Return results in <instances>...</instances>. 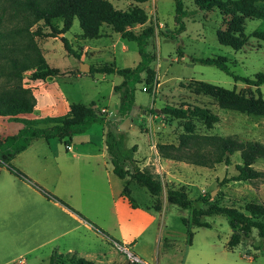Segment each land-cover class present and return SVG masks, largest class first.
I'll use <instances>...</instances> for the list:
<instances>
[{"label": "rangeland", "instance_id": "rangeland-1", "mask_svg": "<svg viewBox=\"0 0 264 264\" xmlns=\"http://www.w3.org/2000/svg\"><path fill=\"white\" fill-rule=\"evenodd\" d=\"M110 1L121 10H130L136 6L145 9L148 20L144 24H134L131 29L135 32L139 33L149 25L155 28V33L147 45L148 51L154 55L151 66L156 71L155 79L146 83V74H143V82L137 85L135 91L133 109L128 114L120 112V94L113 90L112 80L116 83L122 82L121 75L107 74L104 79L103 74H84L81 71L82 64L115 63L118 67H133L140 61L138 44L124 39L107 24L102 25L99 37L88 40L82 35L79 19L74 20L65 35L80 53V58L69 54L65 49L60 38L63 34L49 36L52 30L49 26L43 21L35 24L31 30L38 29L42 33L35 39L44 57L50 66L61 70L60 75L44 81H59L61 89L54 93V97L57 94H66L76 102L87 105L95 102L98 113L106 120L93 122L85 133L75 134L73 138L77 143L83 137L91 135L97 143L77 147H98L106 139L109 129H113L118 135L122 133L126 148L137 147L134 158L141 169L153 173L162 181L164 190L159 199L163 207L160 210L155 208L153 196L137 182L130 185L139 204L137 208L132 207L127 199H119L117 194L122 180L112 171L114 188L111 190L102 165L97 164L96 169L92 170L86 165L85 159L79 161L78 180L75 181L77 184L71 186L70 176L60 179L55 171L56 162L63 166L68 164L66 160L69 156L65 154L64 143L58 138H53L50 143L39 139L28 150L27 156H19L18 162L29 160L28 155L41 154L46 157L48 167L37 174L40 178L38 182L49 192V196L32 185L38 194L27 188L29 196L23 205L13 203L10 186L16 174L7 165L0 163V224L5 223L3 221L10 223V215L13 218L22 217L25 221L40 220L42 223H52L53 218L58 220L60 217V210L54 204V197H57L69 205L70 209L75 208L76 212L88 217L92 223L108 232L104 264H131L128 253L123 250L124 246L140 259L139 264H264V239L258 235L257 230L253 231L249 239L230 248L228 241L234 229L224 216L205 218L212 222L211 229L190 225L187 227L182 218L187 217L191 221L192 208L182 209L166 200L168 187L183 185L194 200L203 194L211 193L208 201H194L193 207L206 208L216 204L244 210L250 201L264 202V179L222 182L225 177L237 174L236 165L243 164L241 151L237 150L231 155L230 165L222 162L209 166L162 158L157 148L158 143L179 145L183 142L182 150L187 151L195 146L193 136L199 134L230 137L243 144L256 142L264 149V117L221 108L209 93L207 84L235 88L246 94L251 91L255 93V87L249 91L245 83L235 81L232 76L216 66L194 60L223 55L227 57L230 69L236 74L254 78L257 73H264V40L253 36L256 30L264 31V19L246 20L244 32L247 41L235 49L220 44L217 39V30L225 26L224 16L219 9L200 10L194 0H183L187 10V15L183 18L186 30L176 33L179 25L175 18V0H148L144 3L134 0ZM4 3L7 5L6 31H11L21 23L17 19H8V14L12 16L14 12L10 8V0H0V13ZM257 5L264 10V1L257 2ZM54 24L58 27L63 25L59 18L54 20ZM88 43L96 45L100 51L94 52L93 48H90L85 52ZM79 72L82 75L77 76ZM32 73L33 69L24 72L22 84L31 87L37 100L36 94L42 79H32ZM261 90L264 96V84L261 85ZM184 104L206 106L218 113L221 119L218 123L208 126L196 118H175L163 111L165 107ZM52 105V114H63L62 100ZM103 107L108 111H102ZM152 109H155L154 113L151 112ZM126 119H131L130 125L122 130L120 127ZM6 133L12 134L10 130ZM109 162L112 167L110 160ZM12 165L19 169L16 163L12 162ZM253 166L264 172V155L257 156ZM212 191H215V194L212 195ZM68 193L70 195H67ZM22 211L23 214H19ZM188 230L193 231L191 243L188 242ZM41 235L42 239L41 236H32L30 246H36L42 240L46 241V244L26 255V264H49L50 253L57 244V241L53 240L55 233L53 234V228L47 226ZM61 239L63 241L65 237ZM79 248H83L81 243ZM17 252L19 251L16 250L15 243L10 242V235L0 237V260L4 255L14 257ZM16 260L19 262L21 259Z\"/></svg>", "mask_w": 264, "mask_h": 264}, {"label": "trees", "instance_id": "trees-1", "mask_svg": "<svg viewBox=\"0 0 264 264\" xmlns=\"http://www.w3.org/2000/svg\"><path fill=\"white\" fill-rule=\"evenodd\" d=\"M144 3L148 0H134ZM200 10L211 11L219 9L224 16V28L217 30V39L220 44L235 49L243 46L247 37L245 35L246 20L250 18L264 19V10L257 2L264 0H194ZM176 33L186 30L183 18L187 15L183 0H175ZM10 8L13 15L8 14V19H17L21 24L15 29L6 31L7 5L4 3L0 13V116L20 121L23 127L16 133L0 139V163L20 177H28L22 171L12 165L14 157L26 150L33 140L44 138L47 141L58 138L68 148L75 134L85 133L93 122L105 121L106 118L98 113L95 102L84 104L72 102L66 114L52 116L47 115L38 118L20 117V115L32 113L35 110L37 100L31 87L22 84L25 71L33 69L32 79L49 80L61 74V70L48 64L35 37L41 35L38 29L31 28L43 21L52 30L49 36H61L65 49L69 54L80 58V53L72 46L66 37L74 20L79 19L82 35L87 38H96L101 35L103 24L111 26L120 33L124 39L135 41L138 44L140 61L133 67H118L115 63H103L91 65L89 74H119L122 82L114 86V91L120 94V112L128 114L135 104V91L137 85L143 82V74H146V83L155 79L156 71L151 66L154 55L148 51L149 39L154 35L153 25L144 27L139 33L131 27L134 24H144L148 20V14L144 8L136 6L130 10H121L114 6L110 0H10ZM61 19L63 25L54 24L55 19ZM253 36L264 40V31H254ZM179 52L181 50L179 49ZM195 61L206 65L216 66L235 81H242L250 91L255 87V93H243L235 88L229 89L220 85L207 84L209 93L217 104L224 109L236 110L249 115L264 117V96L261 85L264 84V73L259 72L254 78L234 73L227 61V57L194 58ZM86 74V73H84ZM155 109H152L154 113ZM163 111L175 118H196L208 126L218 123L220 115L212 109L196 105L184 104L175 107H165ZM195 146L183 151V142L179 145L173 143H158L157 148L162 158L173 160H185L199 165L213 166L218 163L230 165L231 155L240 150L243 164H237V174L224 178L222 182L231 180L255 181L264 179V172L254 168L253 164L257 156L264 155V149L256 142L238 143L230 137H216L195 134L193 136ZM106 151L113 165V172L122 179H127L122 191V196L128 200L132 207L139 206L132 194L130 185L137 182L145 187L154 198V207L160 210L163 206L160 196L164 185L153 173L141 169L134 158L136 146L125 147L123 134L119 135L109 129L106 134ZM221 182V183H222ZM45 194L47 192L40 185ZM51 197V194H50ZM208 192L192 199L185 186H170L166 189L167 202L177 205L182 209H191V221L187 217L182 222L192 227L211 229L212 222L205 218L212 216H224L234 229L228 246L233 248L243 240L249 239L254 230L264 239V202L250 201L244 210L236 207L211 204L208 207H193L194 201L206 202L210 199ZM67 205L63 200L54 197ZM69 206V205H68ZM70 207V206H69ZM188 242H192L193 231L188 230ZM66 256V257H65ZM65 257V258H64ZM68 258V259H66ZM49 264H99L93 260L76 253L53 252L49 258Z\"/></svg>", "mask_w": 264, "mask_h": 264}, {"label": "crops", "instance_id": "crops-1", "mask_svg": "<svg viewBox=\"0 0 264 264\" xmlns=\"http://www.w3.org/2000/svg\"><path fill=\"white\" fill-rule=\"evenodd\" d=\"M89 40V38H87ZM96 39V38H93ZM86 45L84 51L87 52L90 48L94 52L100 51V48L96 45H92V43H88ZM91 45V46H90ZM102 46V45H100ZM103 47V46H102ZM103 64V63H102ZM91 67V65H90ZM80 73V72H79ZM83 73V72H82ZM82 75L77 74V76ZM104 79L107 78V74H103ZM116 83L112 80V88L114 90V86ZM61 89L59 81H44L40 84V89L37 96V105L35 110L32 113L20 115V117L26 118H38L47 115L57 116L52 114L51 109L53 107L52 104L57 101L62 100V113L66 114L70 109V104L72 102H76L69 98L66 94L56 95L54 97V93L58 92ZM85 104V103H84ZM87 105V104H86ZM102 111H108L107 108L103 107ZM112 113V112H111ZM62 115V114H60ZM23 127V123L20 121L13 120L8 116H0V139H3L7 135H11L6 133V131L10 130L12 134H16ZM88 137H83L77 143L74 142V138L72 139L71 145L66 149L67 157V165L63 166L56 162L55 171L57 176L60 179H64L67 176H70L71 186L77 184L75 183L76 179L78 180V170H79V161L81 159H85L86 165L90 167V169H96V165H102V168L106 171V176L108 179V185L111 190L114 188V178L112 176L113 166L110 167V158L106 151V142L104 138L102 140L103 143L99 144L96 148H78L77 146H91L96 142L91 135H87ZM39 139L38 138L32 141V143L28 146V148L21 153L17 154L12 162L16 163L18 168L28 177H19L14 175L12 184L10 186V195H12V202L16 203V205L22 206L25 202L26 198H28L29 193H27V188H30L34 192H36L32 185L41 190L39 185L44 188V186L38 182L40 178L38 176V171L43 170L48 167L49 163H46V157L41 154L31 155L29 160L18 162L19 156H25L30 148H32ZM45 142L50 143L44 139ZM27 156V155H26ZM109 158V159H108ZM111 161V160H110ZM18 162V163H17ZM102 162V163H99ZM94 166V167H93ZM114 174V172H113ZM74 175V176H73ZM116 175V174H115ZM117 176V175H116ZM118 177V176H117ZM120 178V177H119ZM121 188L118 190L119 199L126 200L122 196L123 188L126 184L127 179H122ZM123 187V188H122ZM45 189V188H44ZM36 194H38L36 192ZM67 195H70L68 193ZM54 204L60 210V217L57 219L53 218L52 223H42L40 220L25 221L22 217H12L10 215V223L9 221H3L5 223L0 224V237L4 235H10V242L15 243L16 250L18 254L14 257L4 255L0 260V264H8L12 261H16L17 264H26L27 258L25 257L31 251L40 249L46 244V241L42 240L36 246H30V238L32 236H41L42 233L46 231L47 226L53 228V240L57 241L55 248H53L51 254L54 251L58 253H77L79 256H83L87 259L93 260L99 264H104L103 259L107 256V243L105 240L108 238V232L104 229L96 226L92 221L88 219V217L83 216L82 214L76 212L75 208H71L68 205H65L54 198ZM128 201V200H127ZM118 202V199L115 200V203ZM130 204V203H129ZM11 206V203H10ZM116 213L118 214L117 210ZM19 214H23V211ZM96 231V232H95ZM65 239L62 241L61 238ZM67 237V238H66ZM59 240V241H58ZM79 243L82 244L83 248H79ZM26 248V250H24ZM24 250V251H21ZM16 259H21L16 260Z\"/></svg>", "mask_w": 264, "mask_h": 264}, {"label": "water", "instance_id": "water-1", "mask_svg": "<svg viewBox=\"0 0 264 264\" xmlns=\"http://www.w3.org/2000/svg\"><path fill=\"white\" fill-rule=\"evenodd\" d=\"M90 65H88V64H82V66H81V71L84 73V72H89L90 71ZM130 121H131V119H126L125 120V122L121 125V129L122 130H125L126 128H128L129 127V125H130ZM213 194H215V191H212V195Z\"/></svg>", "mask_w": 264, "mask_h": 264}, {"label": "built area", "instance_id": "built-area-1", "mask_svg": "<svg viewBox=\"0 0 264 264\" xmlns=\"http://www.w3.org/2000/svg\"><path fill=\"white\" fill-rule=\"evenodd\" d=\"M123 250L128 253L131 264H139L138 262H140V259L133 252H131V250H129L127 246H124Z\"/></svg>", "mask_w": 264, "mask_h": 264}]
</instances>
